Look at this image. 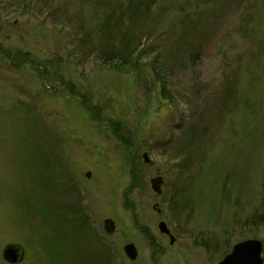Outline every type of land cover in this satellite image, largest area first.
Listing matches in <instances>:
<instances>
[{
	"label": "rangeland",
	"instance_id": "374dc122",
	"mask_svg": "<svg viewBox=\"0 0 264 264\" xmlns=\"http://www.w3.org/2000/svg\"><path fill=\"white\" fill-rule=\"evenodd\" d=\"M117 1L0 0V264H216L264 241V0H160L123 27ZM126 27L136 66L98 61Z\"/></svg>",
	"mask_w": 264,
	"mask_h": 264
},
{
	"label": "trees",
	"instance_id": "16d2710c",
	"mask_svg": "<svg viewBox=\"0 0 264 264\" xmlns=\"http://www.w3.org/2000/svg\"><path fill=\"white\" fill-rule=\"evenodd\" d=\"M160 0H118V10L120 12V20L119 24L123 27L125 21L129 18L130 24L134 25L136 22H140L141 24H147L149 20V16L153 10V8L158 4ZM127 15V16H126ZM131 31L128 28H125V31L121 37H119V43L117 44L115 41L112 42V34L108 39V45L106 47L98 46L100 49H96L97 60L101 62L107 63L112 68H129L136 66L137 58L133 55L139 52L138 44H135L134 40L131 38L127 39L128 35H131ZM133 39V38H132ZM157 55V54H156ZM152 72L155 76V81L159 86L160 94L163 97H168V82L165 76H162L161 66L160 69L157 65L152 66ZM114 132L117 127H113ZM134 176V175H133Z\"/></svg>",
	"mask_w": 264,
	"mask_h": 264
},
{
	"label": "water",
	"instance_id": "95a60500",
	"mask_svg": "<svg viewBox=\"0 0 264 264\" xmlns=\"http://www.w3.org/2000/svg\"><path fill=\"white\" fill-rule=\"evenodd\" d=\"M152 188L156 193H160V184L162 178L160 176L153 177L150 179ZM114 224L111 219L105 220V229L109 233L113 230ZM158 229L160 232L168 234L170 242L174 241V237L171 235L169 228L166 226L164 221L158 223ZM124 251L126 255L134 259L137 255L135 246L132 243L124 245ZM2 256L9 262H17L23 258V249L18 244H8L2 251ZM219 264H260V246L257 240H246L242 243H238L233 246L230 254L219 262Z\"/></svg>",
	"mask_w": 264,
	"mask_h": 264
},
{
	"label": "flooded vegetation",
	"instance_id": "af4514ba",
	"mask_svg": "<svg viewBox=\"0 0 264 264\" xmlns=\"http://www.w3.org/2000/svg\"><path fill=\"white\" fill-rule=\"evenodd\" d=\"M261 220H264V219H261ZM164 236H167V235L164 234ZM251 239L257 240L259 242V246H260V264H264V241L262 239L257 238V237H248V238L242 239L240 241H237L236 243H234L231 246V248L228 251H226L225 253H223L222 255H220L219 257L216 258V264H219V262L222 261L225 258V256L230 254V252H231V250H232L234 245H236L238 243H242V242H244L246 240H251ZM210 241L214 242V240H210ZM204 246L206 247L205 253L207 255H214L216 253L214 251V247L212 246V244L211 245L205 244ZM207 263L212 264V260L208 261Z\"/></svg>",
	"mask_w": 264,
	"mask_h": 264
}]
</instances>
